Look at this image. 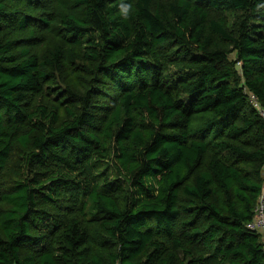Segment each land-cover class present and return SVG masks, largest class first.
Listing matches in <instances>:
<instances>
[{"label":"trees","instance_id":"obj_1","mask_svg":"<svg viewBox=\"0 0 264 264\" xmlns=\"http://www.w3.org/2000/svg\"><path fill=\"white\" fill-rule=\"evenodd\" d=\"M249 92L264 0H0V264H264Z\"/></svg>","mask_w":264,"mask_h":264},{"label":"built area","instance_id":"obj_2","mask_svg":"<svg viewBox=\"0 0 264 264\" xmlns=\"http://www.w3.org/2000/svg\"><path fill=\"white\" fill-rule=\"evenodd\" d=\"M250 101L254 107H256L260 115L264 119V108H262L257 97L249 92ZM248 227L258 231L261 235V241L264 244V192L258 200V205L256 207V213L252 220L248 223Z\"/></svg>","mask_w":264,"mask_h":264},{"label":"rangeland","instance_id":"obj_3","mask_svg":"<svg viewBox=\"0 0 264 264\" xmlns=\"http://www.w3.org/2000/svg\"><path fill=\"white\" fill-rule=\"evenodd\" d=\"M230 57H231V58H234V54H231V55H230ZM52 96H54V97H55V95H52Z\"/></svg>","mask_w":264,"mask_h":264}]
</instances>
